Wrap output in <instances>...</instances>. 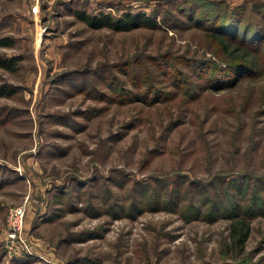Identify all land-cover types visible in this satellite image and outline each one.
I'll return each mask as SVG.
<instances>
[{
	"label": "rangeland",
	"instance_id": "obj_1",
	"mask_svg": "<svg viewBox=\"0 0 264 264\" xmlns=\"http://www.w3.org/2000/svg\"><path fill=\"white\" fill-rule=\"evenodd\" d=\"M182 1L0 0V35L15 40L0 57L19 58L0 67L11 91L0 95V264H264V74L191 99L174 75L189 70L181 58L219 60L204 31L164 22L117 32L71 12H158L172 23ZM165 53L161 66L147 60ZM154 88L158 99L143 97ZM216 191L249 218L244 247L229 214L209 215L202 199ZM18 206L23 246L7 237Z\"/></svg>",
	"mask_w": 264,
	"mask_h": 264
},
{
	"label": "trees",
	"instance_id": "obj_2",
	"mask_svg": "<svg viewBox=\"0 0 264 264\" xmlns=\"http://www.w3.org/2000/svg\"><path fill=\"white\" fill-rule=\"evenodd\" d=\"M177 8L181 16L172 14L170 19H174V23H169L170 21L163 16L159 21L158 12L148 14L143 11L128 10L115 14L105 10L91 12L78 7L71 12L90 27L97 29L107 27L117 32L137 28L161 29L164 22L172 29L177 28V24L181 23L189 28L204 31L206 36L216 42L219 52L221 51L218 53L219 60L193 55L190 59L175 57L179 61L184 60L190 70L184 71L176 67L175 86L179 92L183 91L191 99H196L200 92L207 89L220 92L226 88L250 83L260 74H264V1L251 5L247 3L232 5L226 1L183 0ZM168 12H166L167 16H170ZM14 44L15 40L12 37L0 35V47H12ZM171 57L172 54L165 53L148 57L147 60L159 66ZM18 59L15 56L0 57V67L14 70ZM190 72L194 77H191ZM148 90L143 93V97L147 99L156 100L163 94L156 88L151 90L153 93L147 92ZM10 93L11 91L5 86L0 87V95ZM162 98L166 99V96L163 95ZM182 121L181 117L172 121L168 130L178 126ZM214 196V200L210 197L206 199L208 201L202 199L204 203L211 204L209 215H214L216 211L229 214L233 218L230 223V238L235 246L244 247L251 230V223L246 215L241 214L240 202L229 200L228 203L220 205L218 203L221 199L220 194L216 191ZM188 211L194 215L201 213L200 207L193 201L190 202Z\"/></svg>",
	"mask_w": 264,
	"mask_h": 264
},
{
	"label": "built area",
	"instance_id": "obj_3",
	"mask_svg": "<svg viewBox=\"0 0 264 264\" xmlns=\"http://www.w3.org/2000/svg\"><path fill=\"white\" fill-rule=\"evenodd\" d=\"M36 1L51 2L54 0H36ZM24 214H25L24 207L18 206L11 209L8 218L7 237L11 239V241L20 240V246H23V242H24V240L20 235L22 230L21 228H22Z\"/></svg>",
	"mask_w": 264,
	"mask_h": 264
}]
</instances>
